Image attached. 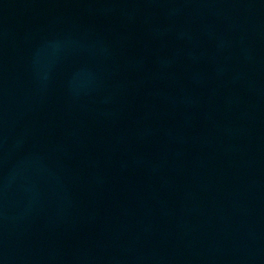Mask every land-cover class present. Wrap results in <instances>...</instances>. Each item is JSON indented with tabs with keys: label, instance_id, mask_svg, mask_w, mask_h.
Wrapping results in <instances>:
<instances>
[{
	"label": "water",
	"instance_id": "95a60500",
	"mask_svg": "<svg viewBox=\"0 0 264 264\" xmlns=\"http://www.w3.org/2000/svg\"><path fill=\"white\" fill-rule=\"evenodd\" d=\"M0 264H264V0H0Z\"/></svg>",
	"mask_w": 264,
	"mask_h": 264
}]
</instances>
